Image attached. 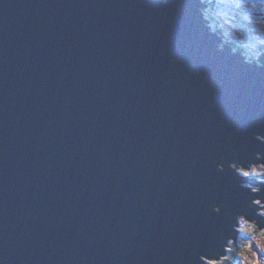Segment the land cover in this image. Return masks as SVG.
I'll return each mask as SVG.
<instances>
[{
  "label": "water",
  "instance_id": "95a60500",
  "mask_svg": "<svg viewBox=\"0 0 264 264\" xmlns=\"http://www.w3.org/2000/svg\"><path fill=\"white\" fill-rule=\"evenodd\" d=\"M252 130L264 68L193 0H0L3 264H203L207 201L247 196L209 160Z\"/></svg>",
  "mask_w": 264,
  "mask_h": 264
},
{
  "label": "clouds",
  "instance_id": "9594fccd",
  "mask_svg": "<svg viewBox=\"0 0 264 264\" xmlns=\"http://www.w3.org/2000/svg\"><path fill=\"white\" fill-rule=\"evenodd\" d=\"M167 6L170 0H161ZM203 32L216 52L242 66L264 68V0H193ZM180 11L191 15V5ZM264 143V132L250 131ZM217 173L231 177V186L247 193L239 207L230 199H209L207 210L219 217L206 228L208 247L196 254L203 264H264V151L246 154L234 145L209 160ZM251 210V211H249ZM3 264V260H0Z\"/></svg>",
  "mask_w": 264,
  "mask_h": 264
}]
</instances>
